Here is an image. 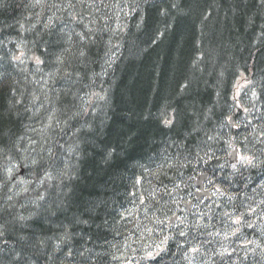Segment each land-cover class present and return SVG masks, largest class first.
Segmentation results:
<instances>
[{
    "label": "trees",
    "instance_id": "trees-1",
    "mask_svg": "<svg viewBox=\"0 0 264 264\" xmlns=\"http://www.w3.org/2000/svg\"><path fill=\"white\" fill-rule=\"evenodd\" d=\"M0 264H264V0H0Z\"/></svg>",
    "mask_w": 264,
    "mask_h": 264
},
{
    "label": "water",
    "instance_id": "water-1",
    "mask_svg": "<svg viewBox=\"0 0 264 264\" xmlns=\"http://www.w3.org/2000/svg\"><path fill=\"white\" fill-rule=\"evenodd\" d=\"M231 124H232V121H231ZM236 150H234L230 156H229V163L230 164H233V163H236ZM208 179V175L205 174V175H201V176H198L196 181H195V186L198 188L199 192H197L196 196L198 197V199L200 197H203V196H207L209 197L210 194H209V191H204V188H203V183ZM173 220H171L172 222Z\"/></svg>",
    "mask_w": 264,
    "mask_h": 264
},
{
    "label": "rangeland",
    "instance_id": "rangeland-1",
    "mask_svg": "<svg viewBox=\"0 0 264 264\" xmlns=\"http://www.w3.org/2000/svg\"><path fill=\"white\" fill-rule=\"evenodd\" d=\"M20 184L22 183V179L19 180Z\"/></svg>",
    "mask_w": 264,
    "mask_h": 264
}]
</instances>
